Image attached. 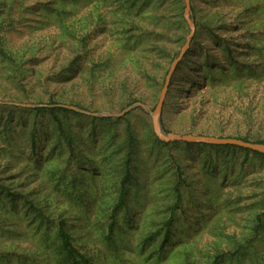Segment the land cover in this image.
<instances>
[{"label":"rangeland","instance_id":"1","mask_svg":"<svg viewBox=\"0 0 264 264\" xmlns=\"http://www.w3.org/2000/svg\"><path fill=\"white\" fill-rule=\"evenodd\" d=\"M23 1L24 7L14 10L11 26L5 28L1 36L8 52L15 55L24 53V58H30L26 67L34 63L35 69L42 71L43 82L40 78L36 83L34 76H29L27 82L33 85L32 93L40 92L43 102L30 103L15 94L19 101L12 96L10 101L0 99V103L45 105L51 95L58 103L54 105L74 106L88 112L117 114L133 103H141L150 111L154 109L168 66L182 46L179 40L171 37L170 29L164 30L163 35L159 31L154 6L148 4L143 10L145 13L139 11L138 14L136 11L141 0H63L59 6L65 14L60 27L56 28L41 9L47 0ZM191 3L194 15L215 13L220 19L222 29H216V34L220 41L225 39L228 42L231 56L217 49L199 27L194 30L192 52L183 58L172 76L162 108V128L166 133L243 137L253 135L261 127L264 136V0H192ZM143 15L147 16L144 18ZM55 35L59 39L53 41ZM250 36L255 40L248 39ZM82 44L89 49L92 61L111 63L109 68L94 72L95 88L82 81L83 77L73 75L72 81L63 77L64 71L77 60L81 61L79 47ZM202 47H206L207 52ZM214 59L220 61L214 62ZM229 59H234L236 64ZM142 67L147 69L146 77L140 74ZM21 117L32 119L33 113H24ZM71 118L77 130L86 125L81 118ZM108 119L112 122L107 126L100 123L84 149H92L97 155V149L112 136L115 146L108 151H115L117 146L123 145V152L111 153L109 167L112 169L104 173L106 178L103 181L83 176L82 203L64 197L61 204L71 210L66 217L75 243L83 246V251L92 262L148 264L139 257L144 233L141 228L147 224L149 217L153 219L152 213L158 214L156 207L161 201L156 196V183L152 179L145 182L147 175L153 176L151 168L156 153V149L150 150V134L154 135L151 119L138 107L120 118ZM89 130L90 127L85 128L86 132ZM127 130L131 131L133 140L135 182L131 183L127 209L124 210L127 217L125 220L115 218L109 242L102 236L105 229L102 232L96 228L100 221L106 219L103 209H111L116 202L115 167L125 164L129 141ZM26 149L27 159L23 160L33 163L35 150L27 146ZM13 151L18 152V149ZM172 154L185 166L187 179L186 184L180 186L185 204V215H178L181 231L190 226L191 239L199 236V240H203L202 235L205 239L210 238L217 235L215 226H210L219 220L221 237L239 236L247 223L249 207L254 203L249 195L255 191V178L259 172L264 174V161H252L245 154L236 153L237 166H234L233 172L221 185L212 186L210 177L201 179L200 164L189 161L187 149L177 146ZM121 156L123 162L120 161ZM245 158H248L242 163L245 172L235 182L239 161ZM227 161L228 165L232 164L231 160ZM258 164L260 169L256 170ZM22 165L24 163L17 164L16 169ZM33 177L27 170L15 176L14 180L20 185L19 190L31 191L33 196H37L41 184ZM101 189H104L102 197L95 201ZM214 191H218L219 195L213 204L208 195ZM124 213L122 210L121 215ZM155 220H159V215L155 216ZM0 221V264H29L24 262L27 258L33 260L32 264H47L40 254L41 248L31 245L17 227L18 223H26L23 219L7 211ZM26 233L30 231L26 230ZM258 251L264 260V233L259 237ZM12 256H17V259L10 258Z\"/></svg>","mask_w":264,"mask_h":264},{"label":"trees","instance_id":"2","mask_svg":"<svg viewBox=\"0 0 264 264\" xmlns=\"http://www.w3.org/2000/svg\"><path fill=\"white\" fill-rule=\"evenodd\" d=\"M61 1L63 0H47L41 8L45 11L46 19H51L56 28L60 27L63 14H65V11H61L59 6ZM191 1L189 0L190 13L194 28L198 29L199 27L201 33L214 42L217 49L231 56L228 42L225 39L220 41L216 34V29H222V26L219 25L220 19L215 13L201 12L199 15H194ZM148 4L156 9L159 31H162V35L164 30L170 29L171 37L175 41L179 40L183 45L188 33L187 25L183 19V1L141 0L136 13L139 14V11L145 13L143 10ZM22 7H24L23 0H0V99L10 101L13 96L16 100L15 94H17L24 101L41 103L43 101H41L40 92L32 93L34 92L32 90L33 85H29L27 80L29 76H34L36 83L40 81V78L43 82L42 71L38 68L35 69L36 64L34 63H29L30 67L27 68L25 64L30 62V58H24V53L15 55L8 52L4 38L1 36V32L5 28H10L11 15L14 10ZM143 16L145 18L147 15ZM82 29L85 30L84 27ZM57 39L59 37L53 36V41ZM194 39L195 36H193L189 49L183 58L192 52L191 45ZM248 39L255 40L252 36ZM79 48H81V61L77 60L73 63L64 71L63 77L65 76L67 81H72L73 75L83 77L81 78L82 81L88 84L90 88L93 85L95 88L94 72L97 69L103 71L109 68L111 63L109 61L96 63L89 57V49L85 48L84 44ZM201 49L207 52L206 47ZM219 61L214 59V62ZM228 61H233L236 64L234 59ZM179 65L180 63L175 70L178 69ZM250 73L253 74V72ZM140 74L146 77L147 69L142 67ZM54 104L58 103L50 95L45 105ZM24 113H33L32 119L21 117ZM71 116L85 120L86 125L80 126L77 130ZM111 122L112 120L108 118L83 116L56 107L19 109L0 105V219L7 211H11L17 218L23 219L26 223H18L17 227L31 245L34 244L37 248H41L40 254L45 258L47 264H97L92 262L91 257L83 251L82 245L75 243L66 217L71 210L65 209L61 201L65 197L71 201L72 199L74 201L75 199L79 200L78 202L82 203L80 196L84 189L83 176L88 175L93 177L95 181L97 179L103 181L106 178L104 173L112 169L109 167L111 153L123 152V145L117 146L115 151H108L115 146L112 142V136L106 139L100 149H97V155L93 153L92 149L86 151L84 149L87 140L95 135V129L101 126L100 123L107 126ZM87 127H90L88 132L85 131ZM163 131L165 132L164 129ZM261 132L262 129L259 127L251 136L218 137L236 138L246 142L264 144V136ZM127 135L129 141L125 153V164H118L115 167L116 202L111 209H103L104 214L107 215L106 219L100 221L96 228L102 232L105 229L102 236L109 242L112 240L115 218L125 220L127 217L124 210L127 209L126 202L132 188L131 183L135 182L131 146L133 140L130 130H127ZM150 135V150L156 149V153L154 154L155 162L151 168L153 176L147 175L145 182L152 179L156 183L158 189L156 196L161 201L156 207L158 214L152 213L153 219L149 217L147 224L141 228L144 233L139 247V257L148 264H223L224 261L226 264H264V260L258 251L259 237L264 233V174L261 175L259 172V176L255 178V191L249 195L252 200L254 199V203L249 207L247 223L239 236L231 234L226 235L225 238L221 237L222 234L219 230H221L222 225H218V220L215 225L210 226V228L215 226L216 236L212 235L205 239L202 235L203 240H199V236L191 239L192 228L188 226L181 231L182 225L178 219L179 214L185 215V204L182 200L183 192L180 190V186L186 184L187 180L185 166H182L180 159L174 156L172 151L176 150L177 146L187 149L190 155L189 161L200 164L201 179L210 177V185L212 186L221 185L227 175L233 172L234 166H237L236 153H243L252 161H264V155L234 146L164 144L159 142L152 133ZM197 135L213 136L202 133ZM26 146L35 150V158L30 164L23 160L27 159L25 157ZM14 148H17L18 152H14ZM39 149H41L40 152ZM247 159L239 161L240 165L235 174V182H238L245 172L242 163ZM227 160H231L232 164L228 165L229 161ZM120 161L123 162V156L120 157ZM20 163H24V165L16 169V165ZM259 169L260 165L258 164L256 170ZM27 170L31 172V176H34L32 179L40 180L41 186L37 189V196H33L31 191L19 190L20 185L15 183V176H19ZM103 190L99 191V196L96 197L95 201L101 199ZM218 195V191L210 192L209 201L214 204L218 200ZM122 210L123 215H121ZM85 211L87 213L86 207ZM156 215H159L158 221L155 220ZM106 221L108 223H105ZM1 230L2 228H0ZM26 230L30 233H26ZM7 231L9 232V230ZM5 238H9V236L5 235ZM3 258L5 259V257ZM10 258L17 259V256ZM32 261L31 258L24 259L25 263L32 264Z\"/></svg>","mask_w":264,"mask_h":264},{"label":"water","instance_id":"3","mask_svg":"<svg viewBox=\"0 0 264 264\" xmlns=\"http://www.w3.org/2000/svg\"><path fill=\"white\" fill-rule=\"evenodd\" d=\"M183 1V19L187 25L188 33L185 37L184 43L179 49L177 55L172 59L170 62L167 72L164 76L163 83L161 86V89L158 94L157 102L155 104V107L152 111H150L145 105L141 103H133L132 105H129L124 110H122L120 113L112 114L109 112H88L85 110H82L80 108L69 106V105H53L52 107L56 108H62L67 109L69 111L79 113L82 115L94 117V118H120L129 111L133 110L134 108H141L145 112H147L151 119V128L153 131V134L155 137L162 143H186V144H203V145H211V146H234L238 147L240 149H245L254 153L262 154L264 155V144L261 143H252V142H246L240 139L236 138H221V137H213V136H204V135H194V134H180V133H166L163 131L161 127V112L163 103L166 98V94L170 85V81L172 78V75L177 67V65L181 62L183 57L185 56L187 50L189 49L190 42L192 40L193 34H194V23L191 18L190 13V2L189 0H182ZM1 105H7V106H14V107H20V108H38V107H51L48 105H31V104H21V103H0Z\"/></svg>","mask_w":264,"mask_h":264}]
</instances>
